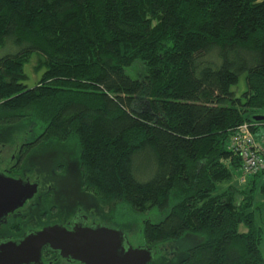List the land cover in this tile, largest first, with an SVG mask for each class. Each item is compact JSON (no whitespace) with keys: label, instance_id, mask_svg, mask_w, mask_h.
Returning <instances> with one entry per match:
<instances>
[{"label":"trees","instance_id":"obj_1","mask_svg":"<svg viewBox=\"0 0 264 264\" xmlns=\"http://www.w3.org/2000/svg\"><path fill=\"white\" fill-rule=\"evenodd\" d=\"M262 116L264 0H0V129L33 124L26 154L75 138L92 197L155 212L143 245L202 238L177 264H264V170L231 182L230 144Z\"/></svg>","mask_w":264,"mask_h":264},{"label":"rangeland","instance_id":"obj_2","mask_svg":"<svg viewBox=\"0 0 264 264\" xmlns=\"http://www.w3.org/2000/svg\"><path fill=\"white\" fill-rule=\"evenodd\" d=\"M40 60L41 59L39 55H34L30 58L29 62H27L25 66V70L29 75V79L27 80L28 85H33L35 82H37L39 77L45 71V67H41ZM126 71L133 78H138L144 74L145 69L143 64L140 61H137L132 67H128ZM243 83L245 84L244 76L240 78V84L242 85L241 87L244 89L246 87L243 86ZM239 92H241V90ZM32 127L33 124L24 123L21 125H16L13 127L8 126L0 129V171L6 170L13 166V164L15 163V159L17 158V156H15L16 158H13V156L17 154L21 143L28 139H31L29 131ZM257 128L258 133L256 134V140L261 144V146L263 145L262 147H264V126L260 125ZM39 162L42 164L41 166ZM60 163H62V166L60 168H62L63 170L57 168ZM78 167L79 148L78 142L74 138L65 143H59L58 141H49L46 144L40 145L28 156V162L23 172H25L26 175H30L32 180H36V178L39 177L42 181V188L44 185L49 183V181H52L54 170L62 171L60 173L62 176L60 178L61 181H63L64 178L71 180L72 175L77 172L78 174H76L74 178L76 179V183L79 184L78 186L80 187V194L83 195L84 187L81 179V173L79 172ZM140 172L141 174H143L144 169L141 168ZM243 177L246 179V181L248 180V178H250L247 174L237 171L231 182L236 183L237 185H241L242 183H245L244 181H242ZM70 182L73 183L72 180ZM49 194L55 195L54 191H50ZM56 196L57 194L55 195V197ZM55 197L52 196V198L48 199V202L44 201L41 204L37 215L34 216L29 214L28 204L26 207L27 209L25 210L26 219L24 222H22V228L37 229L39 227H42L45 223L51 220H55L57 217L60 218L65 216L66 204L62 201H59L58 199H55ZM88 198L90 199L89 204L91 206L88 212L91 211L93 217L97 219V221L103 222V226L109 225L112 220L109 217H106L105 219V214L99 209L100 206H97V203L92 196ZM116 205V203H107V205L101 204V207L103 210H105L106 214H112L118 212L119 210ZM79 207H82L83 210L86 211L85 207ZM155 215V212H148L147 214H144L140 217L129 215L128 217L123 219L122 223L118 224V227L120 229L122 228L121 230L125 235L127 234L126 238L133 247L143 246V230L145 229V224L147 220H156L157 218H155ZM258 221L259 224H264V210L261 214H258ZM200 241H202V238L200 236H193L192 234H189L186 235L181 240V242L177 241L173 243H160L156 246V249H154V259L150 264H177L186 255L187 249L191 245ZM260 249L262 254L264 255V233ZM45 258H51V254H46ZM61 262L62 261H60L58 264H65L64 262Z\"/></svg>","mask_w":264,"mask_h":264},{"label":"water","instance_id":"obj_3","mask_svg":"<svg viewBox=\"0 0 264 264\" xmlns=\"http://www.w3.org/2000/svg\"><path fill=\"white\" fill-rule=\"evenodd\" d=\"M37 190V183L0 171V219L23 206ZM44 248L84 264H150L154 259L152 247H133L120 229L80 225L68 230L56 224L29 232L21 240L1 243L0 264H41Z\"/></svg>","mask_w":264,"mask_h":264},{"label":"flooded vegetation","instance_id":"obj_4","mask_svg":"<svg viewBox=\"0 0 264 264\" xmlns=\"http://www.w3.org/2000/svg\"><path fill=\"white\" fill-rule=\"evenodd\" d=\"M26 143H21L19 146V149L17 151V154L13 156L15 159V163L12 167L1 170L4 174H6L9 177L12 178H19L23 180H30L32 183L38 184V190L35 193V195L29 199L27 202L24 203L23 206L15 209L14 211H11L7 214V216H4L0 219V244L6 241H18L21 240L26 234L29 232H35L40 231L46 226L61 224L65 226L68 230H72L75 226H96L101 225L103 226V222L97 221L88 210L90 209V199L88 197H91L90 193L84 188L83 195L80 194V187L79 184L76 183V179L74 178L77 172L72 175V181L68 180L67 178H64L63 181L60 180L61 176V170L60 168L62 166V163H60L57 168H60L61 170H52L53 171V178L52 181H49L46 185L42 188V181L40 178H36V180H32L30 175H26L23 170H25V167L28 162V156L29 154H26L25 148ZM39 146H37L34 150H36ZM32 153V152H31ZM40 166L42 165L39 162ZM79 172L81 173V179H82V171L80 169V166L78 167ZM43 180V178H42ZM46 181V180H45ZM83 183V182H82ZM84 187V185H83ZM42 189V190H41ZM50 191H54L55 195H50ZM55 197V199H58L59 201H62L66 204L65 211L66 214L63 217L56 218L55 220H51L47 223H45L42 227H39L37 229H23L22 228V222L26 219V213L25 210L27 209V205L29 204V214L31 215H37V212L41 206V204L45 201L48 202V199ZM94 198V197H93ZM94 200L97 203V206H100V210L103 211L106 217H109L112 222L109 223V225H106L110 228H117L118 224L123 222V219L126 218L122 213H107L105 210L102 209L101 204L94 198ZM85 207L86 211L83 210L82 207ZM79 207V208H78ZM54 208V207H53ZM114 223V224H113ZM117 224V225H116ZM105 226V225H104ZM122 229V228H121ZM120 229V230H121ZM127 235V234H126ZM46 254H51V258H45ZM48 260V261H47ZM60 261L64 262L65 264H84L79 261H75L72 259H68L63 257L59 252L53 251L48 248H44L42 251V259L41 264H58ZM61 262V263H62Z\"/></svg>","mask_w":264,"mask_h":264},{"label":"built area","instance_id":"obj_5","mask_svg":"<svg viewBox=\"0 0 264 264\" xmlns=\"http://www.w3.org/2000/svg\"><path fill=\"white\" fill-rule=\"evenodd\" d=\"M230 144L231 149L242 158L243 173L250 176L264 170V148L257 142L248 124L237 128ZM242 181H245L244 177Z\"/></svg>","mask_w":264,"mask_h":264},{"label":"crops","instance_id":"obj_6","mask_svg":"<svg viewBox=\"0 0 264 264\" xmlns=\"http://www.w3.org/2000/svg\"><path fill=\"white\" fill-rule=\"evenodd\" d=\"M264 144V143H263ZM263 146V145H262Z\"/></svg>","mask_w":264,"mask_h":264}]
</instances>
